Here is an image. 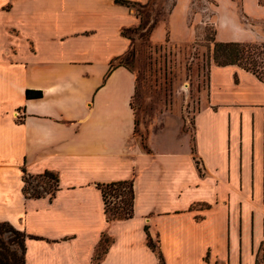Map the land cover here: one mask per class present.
<instances>
[{
    "label": "crops",
    "instance_id": "obj_1",
    "mask_svg": "<svg viewBox=\"0 0 264 264\" xmlns=\"http://www.w3.org/2000/svg\"><path fill=\"white\" fill-rule=\"evenodd\" d=\"M214 1L216 41L260 36L242 0L229 17ZM139 23L115 0H0V221L25 234L24 264H159L148 239L165 264H264V81L213 62L191 130L164 117L142 141L122 62ZM235 23L245 36L225 38ZM24 171L54 173L53 194L26 196ZM120 180L133 213L108 221L99 185Z\"/></svg>",
    "mask_w": 264,
    "mask_h": 264
},
{
    "label": "rangeland",
    "instance_id": "obj_2",
    "mask_svg": "<svg viewBox=\"0 0 264 264\" xmlns=\"http://www.w3.org/2000/svg\"><path fill=\"white\" fill-rule=\"evenodd\" d=\"M226 1H221L219 11L223 16L229 17L231 14H227L231 9L239 10L240 6L236 0ZM242 1L249 13L264 18V9L257 8L255 0ZM174 5L179 23L175 27L176 32L167 25V18ZM128 6L134 8L140 19L138 26L124 30L130 46L122 58V62L135 76L132 108L138 127V139L142 137L140 140L143 141L144 134L160 124L164 117L180 115L184 127L191 130L193 115L200 106L201 96L206 92L208 68L211 63H215V1L151 0L147 8L135 3ZM185 9L186 17L182 12ZM158 21L161 27L154 33ZM256 29L261 32L260 36L250 42L262 46L253 53V57L259 65L256 70L264 81V23L259 24ZM224 30L225 38H235V31L238 33L237 37H244L246 31L243 25L237 23ZM20 116L19 112L16 118ZM27 180L30 192L32 188H36L43 194H51L56 188L54 179ZM108 201L111 206L119 198L108 195ZM18 231L19 233L6 232L3 237L8 240L16 257L21 259L22 249L18 241L24 238V233ZM107 241V236L101 237L100 245L94 253V261L102 254Z\"/></svg>",
    "mask_w": 264,
    "mask_h": 264
},
{
    "label": "trees",
    "instance_id": "obj_3",
    "mask_svg": "<svg viewBox=\"0 0 264 264\" xmlns=\"http://www.w3.org/2000/svg\"><path fill=\"white\" fill-rule=\"evenodd\" d=\"M116 2L131 5L132 3L127 0H115ZM259 4L264 5V0H258ZM124 34V31H123ZM125 35V34H124ZM214 41V59L215 63L218 65H225V64H237L240 67L244 68L247 71L252 72L256 75L260 80L262 78L259 76L258 71L256 70L258 62L253 57V53L259 51L262 46L255 45L251 42H239V41H227V42H220ZM124 64V63H123ZM42 96V92L40 90L34 89H26L25 90V97L29 98H38ZM28 178L44 180L47 178L54 179L57 182V177L54 173L50 171H45L42 174L38 175H30L24 171L23 175V193L28 197H40L44 195L36 188H32V192L28 189ZM102 196L104 199L105 205V215L108 221L111 220H119L124 219L132 216L133 213V200H134V188L133 182L131 180H120L114 181L110 183H104L99 185ZM54 192V191H53ZM53 192L51 194H53ZM108 195L111 197L119 198L118 202H114L113 205L110 206V201H108ZM6 232H13L19 233L18 229H16L12 224L7 221H0V264H24V252H25V245H24V238L18 241V245L22 249V256L21 259L17 258L15 253L9 246L8 240L4 239V234ZM111 241V238L108 237V241L106 246L104 247L102 254L97 258L96 261L98 262L106 252V249ZM101 239L98 243L100 245ZM148 245L157 253L159 264H165L162 255L159 251H157L156 246L148 239ZM97 246V247H98ZM94 260V256H93Z\"/></svg>",
    "mask_w": 264,
    "mask_h": 264
},
{
    "label": "built area",
    "instance_id": "obj_4",
    "mask_svg": "<svg viewBox=\"0 0 264 264\" xmlns=\"http://www.w3.org/2000/svg\"><path fill=\"white\" fill-rule=\"evenodd\" d=\"M18 116H19V112L16 111L15 117H18Z\"/></svg>",
    "mask_w": 264,
    "mask_h": 264
}]
</instances>
